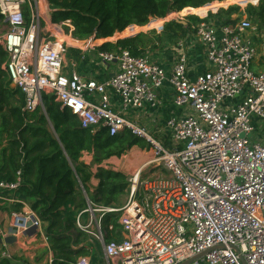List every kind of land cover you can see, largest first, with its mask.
Masks as SVG:
<instances>
[{
    "label": "built area",
    "instance_id": "obj_1",
    "mask_svg": "<svg viewBox=\"0 0 264 264\" xmlns=\"http://www.w3.org/2000/svg\"><path fill=\"white\" fill-rule=\"evenodd\" d=\"M218 11L198 16L193 33L175 45L168 67L124 49L98 50V60L114 66L100 82L65 72L64 56L72 45L63 38L88 42L72 38L70 20L52 22L48 0H0L5 71L24 95L23 110L42 108L43 96L52 95L77 116L81 128H103L111 137L129 131L151 153L127 179L126 205L103 207L88 200L78 215L77 228L99 243L103 264H242L240 257L244 264H264V125L259 133L251 125V118L264 124V70H250L258 50L253 38L264 47V33L258 37L245 12L232 15L233 25L210 19ZM192 42L201 44L205 59V71L195 77L188 62ZM164 86L174 111L162 135L154 137L124 115L160 107L157 92ZM241 96L236 105L227 104ZM150 167L165 176H144ZM22 183L17 170L12 181H0V192L16 194L11 201L23 205L17 196ZM115 213L119 242L107 241L102 228L103 218ZM7 237L39 238L49 250L43 224L29 208L11 212L8 227L0 226V255L10 259ZM76 264L90 260L79 257Z\"/></svg>",
    "mask_w": 264,
    "mask_h": 264
},
{
    "label": "trees",
    "instance_id": "obj_2",
    "mask_svg": "<svg viewBox=\"0 0 264 264\" xmlns=\"http://www.w3.org/2000/svg\"><path fill=\"white\" fill-rule=\"evenodd\" d=\"M221 1L225 0H48L52 22L70 20L72 36L80 41L92 36L106 39L124 30L133 34L134 28L129 30V27L144 26L150 18L164 19L183 9L182 14L190 12L204 17L208 12H216L215 8ZM234 1L245 7L257 0ZM239 10L237 6L221 9L210 19H216L223 25H233L231 17ZM246 15L253 23L264 26V0H259L257 6H249ZM188 20L186 25L178 21L167 22L156 41L139 33L118 39L115 44L106 42L98 50L110 52L119 48L128 50L133 56H141L149 46L162 49L166 42L177 43L193 33L192 26L201 21L194 16ZM158 22L161 24L160 20ZM1 25L0 16V28ZM7 60V53L0 46V181H12L16 171L21 170L23 183L17 193L43 224L52 253L51 264H76L79 257L90 254L86 247L90 245V237L76 226L79 213L87 207L78 182L88 200L103 207L119 206L128 186L123 173L100 168L95 175L97 190L95 194H89L87 166L79 162L82 152L93 153V162L101 164L111 157L120 158L132 147L142 148L146 142L129 131L111 137L103 128L96 132L83 129L77 116L61 108L52 95L43 96L42 108L24 111V95L19 89L10 88L5 71ZM17 207L20 209L21 205ZM80 217L85 222L87 214ZM118 218L119 213H115L102 220L107 241L123 240ZM110 225L113 226L112 232L108 230ZM96 245L99 250V243ZM0 264L28 262L13 256L0 258Z\"/></svg>",
    "mask_w": 264,
    "mask_h": 264
},
{
    "label": "crops",
    "instance_id": "obj_3",
    "mask_svg": "<svg viewBox=\"0 0 264 264\" xmlns=\"http://www.w3.org/2000/svg\"><path fill=\"white\" fill-rule=\"evenodd\" d=\"M121 33H116V34H121ZM253 39L258 49L259 45H261V40L257 37H254ZM96 41L100 42V46L106 42H109L112 44H115V42H117L116 39H113V36L112 38L109 37L106 39H100ZM68 43L72 45L75 42H73L72 40H69ZM189 45L190 46L188 48V62L192 69V77H195L196 75L201 74L205 71L204 52H203V47L198 42H192ZM100 46L97 45L96 46L97 49ZM97 52L94 53L89 50L84 51L83 49H80L77 46H74V45L70 46L64 56L65 72L70 73L74 71L83 77L92 76L93 78H95L96 80L100 82H103L109 79L114 66L112 65L107 66V65H104L101 61H99L97 58ZM260 52H261V49H260ZM260 52L257 53L255 60L258 59V57L261 55ZM168 66L169 65H165V67H168ZM193 68L198 70L196 74L193 73ZM10 88H14V87L10 84ZM167 90H168L167 86H164L157 92L158 100L162 103L160 107L151 108L149 106H145L141 110H132L129 115L126 114L124 116L126 117V119L135 122L137 125L141 127H144L147 130V132H149L152 136L160 137L162 135V131L164 130V126H165L167 119L172 116L173 114L172 111H174V109L171 108V95L167 92ZM98 99L99 97L96 98V100ZM112 101L116 105L119 103V99L115 98L114 96H112ZM130 151H135V152L136 151L138 152L147 151L151 159V153L149 152L147 145H145L142 148L138 146L132 147ZM84 153L88 154V156H84V158L86 159V162L82 160ZM111 159H113V157H111L110 160ZM106 161L107 160H105L101 164H95L93 162V153L82 152L79 158V162L87 166L86 173H88L89 178H88V181L86 182V187H87V191L89 194H95L97 190L98 180L96 179L95 175L100 168H104V169H108V170H112L116 172H121L127 177V179L131 176L132 173L136 172L140 168L139 167L136 170L132 171V173L128 174L127 176V174L123 170L109 168L107 165L110 163V161H107V162ZM157 170L161 171V169H157ZM161 172L164 173L163 171ZM78 186L84 193L86 201H88V198L80 182H78ZM1 193L3 192H0V226L7 228L9 225L11 212L21 211L24 209L27 210V208L30 209V207L26 203H23L22 205L20 203L12 202L11 200H14V198H16V194H12V193L11 194H6V193L1 194ZM17 196H19L20 198L21 195L17 194ZM17 205H21V208L19 209ZM25 241H27L26 244H25ZM89 243L90 245L88 244L86 247L90 249V254L88 256H81V257L88 258L90 260V264H92L90 256L92 254L91 250H92L93 245L91 244H93V240H91V238L89 240ZM7 245H8L7 248L12 254V257L16 256V257L24 258L25 260H27L28 264H51L49 263L50 260L52 262V253L50 249L47 250L46 245L39 238L28 240L26 237H21V238H18L15 243L7 244ZM2 249L3 247L0 246V253ZM0 258H1V255H0ZM100 262H102V264L104 263L103 258ZM100 262L96 264H100Z\"/></svg>",
    "mask_w": 264,
    "mask_h": 264
},
{
    "label": "rangeland",
    "instance_id": "obj_4",
    "mask_svg": "<svg viewBox=\"0 0 264 264\" xmlns=\"http://www.w3.org/2000/svg\"><path fill=\"white\" fill-rule=\"evenodd\" d=\"M215 3H216V1H215ZM215 3H213V4H215ZM218 4L219 5L215 8L216 10H218V9L219 10H221V9L225 10L228 7L237 6L240 8L238 14H241V15H243V12L246 13V10L249 6H253L252 3H248L245 7H242L238 3H236L234 0H225V1H222ZM183 11H184V9L180 12L172 13L164 19L150 18L149 22L144 26H131V27H129L130 29L127 28L129 30L134 28L133 34L132 33L130 34L127 31L125 32V30H124L125 33L123 32L121 34L113 35V39L118 40L121 38H127V37L134 36L136 34L142 33V34L146 35L147 38L149 37L150 39L156 41L157 35L162 32L163 27L167 22L179 21L181 23L183 22L186 25V23L189 22L188 18L190 16L198 17L197 15L191 14L190 12H187L186 14H182L181 12H183ZM159 20L161 21V24L158 22ZM155 22H157L158 24H156ZM254 25L257 27V30H258L257 35L259 37V35L261 33H264V26L257 25L255 23H254ZM62 30H63L64 34L67 35L68 29L63 27ZM72 38L75 39L73 36H72ZM183 39H185V38L183 37L181 40H183ZM63 40L68 43V41L70 39L69 38H63ZM90 40H91V42L89 43ZM96 40H100V39H96ZM181 40H179V41H181ZM81 41H86L88 43H84V44H75L74 43L72 45L77 46L83 50L87 47V45L93 46L94 49L97 45L100 46V42L99 41H93L92 37L85 39V40H81ZM177 43H167L166 42L165 44H163V48L158 49V50L149 46V47H147V49H145V51L143 52V55L148 56L151 60H153L159 64L170 65V63L172 62V60L174 59V56H175L174 49H175V45ZM260 49H261V52H260ZM97 50L98 49L96 48L95 50H89V51L96 53ZM259 52L261 53V55L256 60H255V58H256L255 57L254 58L255 61L253 60L251 62V65H250V70L255 74L264 70V47H262V45H259V47H258L257 53H259ZM196 72H198V70L193 68V73L196 74ZM242 98H243V96H241L240 98H235L233 101L227 102V104L230 103L229 105H236L238 103V101ZM171 107L173 108L172 105H171ZM251 125L255 128V133H259V131H260L259 128L263 127L264 124H263V122H260L257 119L251 118ZM148 160H150V155L148 154L147 151L146 152H138V151L135 152V151L129 150L128 152H126L125 155L121 156L120 158L113 157V159L107 160V161H110V163L107 166L109 168H115V169L123 170L128 176V174L132 173V171L141 167V165ZM157 169L158 168H152V169H151V167L148 168V170L145 171L144 176H152V177L165 176L164 173H162L161 171H158ZM127 202H128V193L122 198V200L120 202L121 204L117 207H119V208L123 207L124 205L127 204ZM91 252H92V254L90 256V259H91L92 264H96L102 260L101 247L98 250V247H97L95 241L93 243Z\"/></svg>",
    "mask_w": 264,
    "mask_h": 264
},
{
    "label": "water",
    "instance_id": "obj_5",
    "mask_svg": "<svg viewBox=\"0 0 264 264\" xmlns=\"http://www.w3.org/2000/svg\"><path fill=\"white\" fill-rule=\"evenodd\" d=\"M181 24L185 25L183 22ZM15 242H16V238H14V237H7V238L4 239V243H6V244H13ZM2 243H3V241L0 238V245H2ZM234 250L238 253L236 248H234ZM239 259H240L241 263L244 264V261H243L242 257H240Z\"/></svg>",
    "mask_w": 264,
    "mask_h": 264
}]
</instances>
